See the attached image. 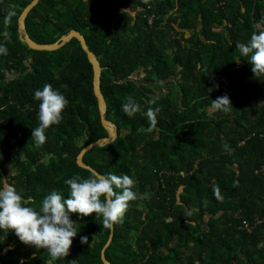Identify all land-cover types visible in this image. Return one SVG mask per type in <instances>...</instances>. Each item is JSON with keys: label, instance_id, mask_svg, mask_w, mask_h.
<instances>
[{"label": "trees", "instance_id": "16d2710c", "mask_svg": "<svg viewBox=\"0 0 264 264\" xmlns=\"http://www.w3.org/2000/svg\"><path fill=\"white\" fill-rule=\"evenodd\" d=\"M30 2L0 0V186L14 184L38 207L54 189L67 195L66 179L93 172L78 155L109 132L79 39L55 50L22 40ZM25 23L40 43L80 31L103 67L118 137L83 159L102 174L127 173L138 193L114 223L111 264H264V76L236 48L264 31V0H39ZM45 83L68 104L37 144L34 92ZM223 95L228 111L214 107ZM129 97L142 111L159 106L155 126L122 110ZM71 218L79 232L66 257L0 230V264H105L111 227L95 212Z\"/></svg>", "mask_w": 264, "mask_h": 264}, {"label": "clouds", "instance_id": "9594fccd", "mask_svg": "<svg viewBox=\"0 0 264 264\" xmlns=\"http://www.w3.org/2000/svg\"><path fill=\"white\" fill-rule=\"evenodd\" d=\"M236 48L240 57L251 63L253 73L258 77L264 76V31L253 32L247 42H237ZM5 51L0 46V52ZM34 98L40 103L39 123L32 130V140L43 144L47 139L46 130L62 121L68 100L50 83L36 89ZM231 106L228 95L214 99V107L218 110L228 111ZM122 110L129 116L141 112L150 126L156 125L160 112L159 106L142 111L141 105L131 97L122 103ZM65 184L69 186L67 195L54 189L43 197L38 207L32 206V198H25L14 184L0 186V230L7 233L14 230L20 242L36 249H46L53 258L66 257L73 237L79 232L76 220L71 218L72 213L83 218L95 212L96 216L103 217L105 227H111L122 219L129 202L138 197L135 180L127 173L118 175L93 171L87 178L76 174L66 179ZM88 239L86 235L80 236L81 243H87Z\"/></svg>", "mask_w": 264, "mask_h": 264}, {"label": "water", "instance_id": "95a60500", "mask_svg": "<svg viewBox=\"0 0 264 264\" xmlns=\"http://www.w3.org/2000/svg\"><path fill=\"white\" fill-rule=\"evenodd\" d=\"M39 2V0H32V2H30L25 9L22 11L20 17H19V31L21 33V38L22 40H24L30 48L33 49H38V50H55L58 49L59 47H61L62 45H64L66 42L70 41L72 38H77L79 39V41L82 44V47L84 48V50L86 51L88 58L90 60V62L93 65V70H94V78H93V84H94V91L95 94L98 98V103H99V108H100V112H101V118H102V122L103 125L105 126V128L108 130L109 135L101 138L99 140H96L88 145H86L82 151L80 152V154L78 155L77 161L78 164L87 168L92 169L93 171H95L91 166L87 165L84 162V154L94 148L95 146H104L105 144L111 143L113 142L117 137H118V129L116 127V125L110 121L109 119L106 118V112H107V103H106V99L105 96L101 90V76H102V70L103 67L101 65V62L98 58V56L95 54V52H93L87 43V40L85 38V36L78 30L72 29L70 30V32H68L67 34H63L62 37L52 43H40L35 41L33 38H31V36L29 35V33L26 30V17L29 13V11L31 10V8L33 6H35L37 3ZM114 224L111 226V232H110V237L108 242L106 243L105 247L102 250V260L104 261L105 264H111V262L107 259L105 251L106 248L109 246V244L111 243L113 236H114Z\"/></svg>", "mask_w": 264, "mask_h": 264}, {"label": "built area", "instance_id": "2783aa9c", "mask_svg": "<svg viewBox=\"0 0 264 264\" xmlns=\"http://www.w3.org/2000/svg\"><path fill=\"white\" fill-rule=\"evenodd\" d=\"M249 226V223L247 221H244V224H243V227H248Z\"/></svg>", "mask_w": 264, "mask_h": 264}, {"label": "rangeland", "instance_id": "374dc122", "mask_svg": "<svg viewBox=\"0 0 264 264\" xmlns=\"http://www.w3.org/2000/svg\"><path fill=\"white\" fill-rule=\"evenodd\" d=\"M61 37H62V36H61ZM61 37H60V38H61Z\"/></svg>", "mask_w": 264, "mask_h": 264}]
</instances>
